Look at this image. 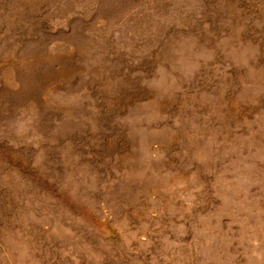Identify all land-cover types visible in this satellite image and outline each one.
I'll return each instance as SVG.
<instances>
[{
  "label": "rangeland",
  "instance_id": "374dc122",
  "mask_svg": "<svg viewBox=\"0 0 264 264\" xmlns=\"http://www.w3.org/2000/svg\"><path fill=\"white\" fill-rule=\"evenodd\" d=\"M0 264H264V0H0Z\"/></svg>",
  "mask_w": 264,
  "mask_h": 264
}]
</instances>
